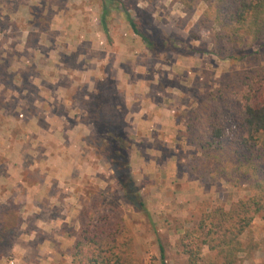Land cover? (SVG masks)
Instances as JSON below:
<instances>
[{"label":"rangeland","instance_id":"374dc122","mask_svg":"<svg viewBox=\"0 0 264 264\" xmlns=\"http://www.w3.org/2000/svg\"><path fill=\"white\" fill-rule=\"evenodd\" d=\"M110 6L112 10L107 22L108 35H105L101 23L102 0H0V48L8 44L24 43L33 49L29 60L41 62L46 58L44 55L46 49L53 43L56 44L55 47L58 48L51 59H63L72 62L75 66L80 62L83 66L76 67L81 71H74L73 74L71 71L67 74L65 71L61 73L60 70L54 74L64 75L60 76L61 82L63 86L70 87L69 94L72 95L74 88L70 82L73 79L78 80L79 85L76 89L79 91L81 101L83 99L81 105L84 110L87 106L84 103L86 100L84 97L90 94L87 84L89 78L86 77L84 70L87 66L84 62L85 57L91 56V53L88 54L83 47L80 53L77 52V42L82 41L81 45L85 46L90 44L93 38L97 41L93 42L96 49L103 44L101 47L105 52L93 53L95 59L99 60H97L99 64L95 67L94 75L98 77L96 81L102 76L104 80L110 79L111 83L114 82V90L116 89L117 95L122 100L124 93L117 89L116 85L119 66L130 78L127 81L137 76L157 80V84L153 85L156 89L154 96L159 99L164 98L167 106L169 101L171 105L173 104L179 128L173 134L158 133L165 140L166 148L162 147L163 153L156 154V158L161 162L170 159L174 165L172 168L178 172L172 173L167 162L165 166L172 175L167 173L159 176L158 170L157 179L152 177L151 180L148 178L136 180L149 211V217L124 206L121 193L107 192L110 182L109 166L106 172L98 174L97 177L86 176L78 191L81 203L90 202L87 192L93 191L96 194L104 193V207L114 206L124 210L125 222L134 233L137 251L145 264H161L159 241L165 246L169 264H186L187 257L182 255L181 250L176 247L179 237L176 229L181 226L184 228L195 226L201 218L203 209H213L218 205L229 207L232 202L250 195L245 186L233 188L224 182L205 186L186 174L188 173L186 166L195 154L186 136V125L192 108L202 97L217 87L225 86L237 75L252 69H264V48L257 57H251L242 63L224 61L217 57L211 26L202 27L198 24L207 7L205 3H199L191 15L186 14L183 6L174 0H114ZM125 10L152 38L160 40L167 38L170 50L156 56L151 55L140 37L133 33ZM56 53L65 55L59 57ZM3 54L5 53H1L0 50V58H3ZM31 74L35 72L31 71ZM48 74L50 72L46 73ZM167 87L169 93L165 91ZM92 136L87 140V144ZM158 143L163 142L158 140ZM146 150L143 147L141 154L149 157L150 154L148 156ZM90 153L91 163L96 167L100 159L93 149ZM135 167L136 163L133 162V171ZM138 174L134 173L135 179ZM12 208L9 203L6 205L4 201H0V212L9 211ZM53 215L56 217L59 214L49 212V216ZM28 217L25 216L24 220L21 216L22 222L25 221L27 225H22L20 230L11 232L8 236L6 242L10 246L0 264H11V262L14 264H72L73 244H58L59 252L54 254L53 247L50 244H44V241L54 239L58 232L64 231L72 237L76 234L77 237L79 231L73 232L72 229L65 227L55 231V234L51 232L52 230L44 232L48 226L42 223L43 229H38L36 217L34 215ZM9 220L8 217L5 218L7 223ZM31 234H33L32 238ZM243 239L245 244L252 242L258 247L257 251L250 255L249 259L244 260L243 264H263L264 261L258 263L256 255L260 243L264 251V220L255 219L251 230ZM207 254L208 251L205 250L204 255Z\"/></svg>","mask_w":264,"mask_h":264},{"label":"trees","instance_id":"16d2710c","mask_svg":"<svg viewBox=\"0 0 264 264\" xmlns=\"http://www.w3.org/2000/svg\"><path fill=\"white\" fill-rule=\"evenodd\" d=\"M113 1L102 0L105 35ZM174 1L188 15L199 3L207 5L198 24L211 26L215 52L221 60L246 62L264 48V0ZM124 12L133 33L151 55L170 50L167 38H152ZM109 80L98 83L95 92L88 94L89 100L84 101L87 104L84 120L94 126L88 146L108 163L107 192L121 193L124 206L149 217L133 171L136 138L127 121L129 107ZM186 136L195 150L186 166L187 174L205 186L220 182L233 188L245 186L250 195L229 207L218 205L201 210L195 226L176 229L179 234L176 247L187 257L186 264H243L258 249L255 243L245 244L243 238L255 219L264 220V69L237 75L202 97L192 108ZM103 194L88 191L90 202L82 203L72 264H145L137 251L134 233L125 222L124 210L104 207ZM8 203L12 210L0 212V262L10 246L6 242L8 236L23 224L19 206L12 200L4 204ZM6 217L10 219L8 223ZM158 247L161 264H169L161 241Z\"/></svg>","mask_w":264,"mask_h":264},{"label":"crops","instance_id":"0c3cea01","mask_svg":"<svg viewBox=\"0 0 264 264\" xmlns=\"http://www.w3.org/2000/svg\"><path fill=\"white\" fill-rule=\"evenodd\" d=\"M93 42L97 41L92 38L90 44L85 46L81 45L82 41L75 42L77 52L80 53L83 47L88 54L91 53L84 62L90 94L103 80L102 76L96 81L98 77L94 74L99 60L95 59L93 53L105 52L101 47L103 44L96 49ZM55 46L53 43L46 49L43 53L46 58L41 62L29 60L33 49L24 43L0 48L1 53H5L0 58V201L6 203L12 200L20 206L24 220L25 216L34 215L38 229H43V223L48 226L44 232L52 230L54 234L65 227L73 232L79 231L78 215L82 203L78 190L81 183L85 178L97 177L108 169L105 160H98L96 167L91 163L92 148L88 147L87 140L93 135L94 126L92 122L84 120L86 112L76 89L78 80L70 82L74 88L72 95L69 94L70 87L63 86L61 82L60 76L64 75L54 74L58 70L73 74L74 71H81L76 67L83 66L80 62L75 66L63 59H51L58 48ZM56 55L63 57L65 54ZM118 68L117 89L124 93L123 100L129 107L127 121L130 133L136 138L133 151L136 163L134 173H139L136 180L157 179L158 170L159 176L177 174L170 159L165 161L161 158L164 160L161 162L156 158V154H161L162 147L166 148L165 140L158 133L173 134L179 128L173 104L169 101L167 106L164 98L154 96L156 89L153 85L157 84V80L137 76L127 81L130 78L120 66ZM31 71L35 74H31ZM48 72L50 74L46 75ZM168 89L165 88L167 93ZM84 98L85 101L89 100V95L86 94ZM158 140L163 143L159 144ZM143 147L147 149L149 157L141 154ZM167 162L172 173L165 166ZM49 212L59 215L49 216ZM22 225L27 223L24 221ZM56 235L54 239L44 241V244L53 247L54 254L59 252L58 244H73L76 239V234L74 238L65 231ZM256 258L258 263L264 261L261 243Z\"/></svg>","mask_w":264,"mask_h":264},{"label":"built area","instance_id":"2783aa9c","mask_svg":"<svg viewBox=\"0 0 264 264\" xmlns=\"http://www.w3.org/2000/svg\"><path fill=\"white\" fill-rule=\"evenodd\" d=\"M11 264H14V262H11Z\"/></svg>","mask_w":264,"mask_h":264}]
</instances>
